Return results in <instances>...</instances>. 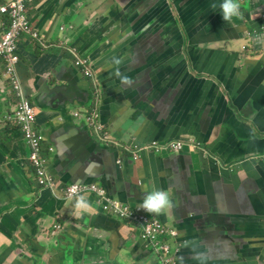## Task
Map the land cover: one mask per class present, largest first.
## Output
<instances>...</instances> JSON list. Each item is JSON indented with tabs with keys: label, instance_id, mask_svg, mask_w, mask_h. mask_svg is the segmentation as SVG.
Masks as SVG:
<instances>
[{
	"label": "crops",
	"instance_id": "1",
	"mask_svg": "<svg viewBox=\"0 0 264 264\" xmlns=\"http://www.w3.org/2000/svg\"><path fill=\"white\" fill-rule=\"evenodd\" d=\"M172 2L183 31L163 0L28 1L36 38L21 32L17 70L43 150L52 148L46 169L59 188L35 181L23 132L7 119L14 98L0 59V264H159L140 238L147 215L134 208L153 186L176 204L152 217L178 233L179 246L207 241L210 264H264V45L257 42L264 0H242V16L231 24L210 8L214 0ZM65 38L80 54L58 46ZM112 55L137 56L122 69L137 83L120 87L106 63ZM76 56L88 59L91 78L79 73ZM53 71L62 84L74 80L86 101L65 102ZM94 81L100 126L129 147H103L82 118ZM84 133L102 149L101 163L73 158ZM172 140L193 144L159 153L149 147ZM78 180L103 183L111 199L135 209L131 217L107 216L85 194L92 213L74 219L61 189ZM215 212L232 225L228 237ZM178 252L177 264L181 256L196 264L189 248Z\"/></svg>",
	"mask_w": 264,
	"mask_h": 264
},
{
	"label": "built area",
	"instance_id": "2",
	"mask_svg": "<svg viewBox=\"0 0 264 264\" xmlns=\"http://www.w3.org/2000/svg\"><path fill=\"white\" fill-rule=\"evenodd\" d=\"M29 0H10L9 4L0 3V58L6 62V75L8 77L11 91L14 98V105L7 119L18 124L23 132L24 138L30 148L29 161L34 171V177L37 185L42 188L56 189L59 184L47 172L49 156L52 148L43 150L41 144L42 134L35 128L36 111L25 92L24 86L19 78L17 64L20 61L18 54V42L22 31L30 33L31 37L36 38V32L28 15L27 3ZM75 67L79 69L82 76L86 79L91 78L92 73L89 67L88 59L76 56L73 60ZM191 144L190 140H172L168 142H152L150 148L155 153H159L164 148H170L173 151H179L186 145ZM138 150L133 146V154ZM119 164L120 161L118 160ZM72 185H67L61 189L63 197L67 200L69 189ZM79 187L84 194L93 195L95 203L100 206L103 214L113 216L122 220L131 217L133 209L123 206L121 202L111 199L105 188L99 184H80ZM145 214L143 210L137 209ZM53 229L59 230V225H54ZM177 237L176 231L168 228L162 221L154 219L151 216L144 218L140 238L147 243L160 257V264H176L172 252V244Z\"/></svg>",
	"mask_w": 264,
	"mask_h": 264
},
{
	"label": "clouds",
	"instance_id": "3",
	"mask_svg": "<svg viewBox=\"0 0 264 264\" xmlns=\"http://www.w3.org/2000/svg\"><path fill=\"white\" fill-rule=\"evenodd\" d=\"M242 7V0H219V3L214 0L210 4L212 10L219 11L226 24H231L235 19L242 16ZM257 42L264 45V39L260 37H257ZM137 62L138 58L136 55H112L106 61L112 74L118 79L121 88L131 87L137 83L136 80L122 70L126 66ZM139 119L141 122H146V118L143 116ZM85 172L87 174V169H85ZM80 183L81 181L78 180L72 184L67 197L70 214L74 219H84L93 210V202L84 194L85 190L79 187ZM143 193L144 196L136 208L143 210L147 216L166 214L176 207L172 195L166 189L155 186L151 189L145 187ZM179 247L189 248L191 258L196 261V264H210L213 259L212 247L207 241L186 240ZM179 259L181 264H183V256Z\"/></svg>",
	"mask_w": 264,
	"mask_h": 264
},
{
	"label": "water",
	"instance_id": "4",
	"mask_svg": "<svg viewBox=\"0 0 264 264\" xmlns=\"http://www.w3.org/2000/svg\"><path fill=\"white\" fill-rule=\"evenodd\" d=\"M163 1H166L168 10H170L171 12L174 13L175 22L178 25L179 29L181 31H183V27L179 23V18L175 14V11L173 8L174 5H173L172 0H163ZM67 29H73V26L72 25H68L67 27L64 26V31ZM67 41H68V39L65 38L63 42L58 44V46L63 47L65 50H67L71 54H76V53L80 54L78 49L75 46H73V44H71V42L67 43ZM79 73L81 74L80 71H79ZM50 77H51V81L53 82V84L56 87H59V89L61 90L63 100L65 102H73L74 99L81 100L83 102L86 101L85 99L82 98L80 93H78V91L76 90V88H75L76 82L74 80L63 78V80H65L66 84H62L59 82L61 80V78L58 77L54 71L51 73ZM101 99H102L101 91H100L96 81H94V83H92V89L90 90L89 105L86 107H83V109H82L83 111H82V115H81L82 118L84 119V121L89 125V127H90L89 130L91 131L93 138L105 148H114V146L129 147L131 145L130 143H125L123 145L116 144L117 140L108 132L106 127L100 126L98 114H99V110H100ZM93 138H91V136L88 133H84V136H82V152H74L73 153V158L77 162H82V163H85V162L101 163L102 162V160H101L102 149L99 148V146L93 140ZM128 141L130 142V140H128ZM191 144H193V143L191 142ZM188 145H190V144H188ZM95 183L99 184L105 188L103 183H101V182H95ZM211 216L214 218V222H215L216 227L218 228V231L223 232L225 234V236L228 237L230 230L232 228V225L228 224L226 222L225 218L221 217L222 216L221 214H218L215 212ZM116 220L122 221V219H120V218H116ZM173 244L175 245L174 248H176V250H174ZM173 244H172V252L174 254V258H175L176 264H177L178 257L180 256V252H178V250H177L178 248H180L179 247L178 233H177L176 240ZM159 264H160V260H159Z\"/></svg>",
	"mask_w": 264,
	"mask_h": 264
},
{
	"label": "trees",
	"instance_id": "5",
	"mask_svg": "<svg viewBox=\"0 0 264 264\" xmlns=\"http://www.w3.org/2000/svg\"><path fill=\"white\" fill-rule=\"evenodd\" d=\"M9 2H10V0H0V3L3 4V5L9 4ZM0 59L4 62V68H5V71H6V62H5V60L2 57Z\"/></svg>",
	"mask_w": 264,
	"mask_h": 264
},
{
	"label": "rangeland",
	"instance_id": "6",
	"mask_svg": "<svg viewBox=\"0 0 264 264\" xmlns=\"http://www.w3.org/2000/svg\"><path fill=\"white\" fill-rule=\"evenodd\" d=\"M91 198L94 200L95 198L93 197V195L91 196ZM113 217V216H112Z\"/></svg>",
	"mask_w": 264,
	"mask_h": 264
}]
</instances>
